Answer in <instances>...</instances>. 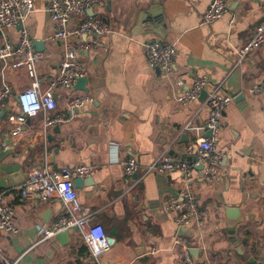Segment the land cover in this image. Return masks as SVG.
<instances>
[{"label":"crops","instance_id":"crops-1","mask_svg":"<svg viewBox=\"0 0 264 264\" xmlns=\"http://www.w3.org/2000/svg\"><path fill=\"white\" fill-rule=\"evenodd\" d=\"M209 3L104 0L99 13L114 31L105 39L107 50L81 53L85 89L72 85L56 91L55 109L27 117L15 137L8 117L20 113L16 95L29 88L31 78L23 67L0 64V88L6 84L10 89L0 106V194L18 226L16 233L0 231V261L77 264L88 254L75 227L64 230L61 239L54 235L36 243L38 226H48L63 214L65 202L60 197L23 199L20 184L15 186L4 171L15 163L24 167V177L28 170L45 166L90 167V174L74 187L111 244L96 264H187L176 238L190 245L192 264H221L226 255L237 263L264 258V91H250L264 77V45L241 58L237 53L263 20L264 0H227L225 13L202 25ZM45 5V0H36L22 26L34 50L43 54L37 72L48 79L62 47L51 38L53 24ZM20 29L8 28L5 34L16 40ZM154 40L176 49L167 73L145 58L143 45ZM200 76L208 80L203 89L207 94L219 88L232 98L216 146L223 154L220 168L210 180L203 179L204 167L195 163V149L185 150L205 133L206 97L186 105L176 101ZM81 93L92 101L70 110L67 98ZM55 116L62 120L46 126L45 119ZM130 157L138 168L126 175L122 162ZM163 158L189 164V176L180 170L146 173ZM184 186L195 194L200 226H178L173 212L163 208V201ZM152 246L158 252L150 254Z\"/></svg>","mask_w":264,"mask_h":264},{"label":"built area","instance_id":"built-area-1","mask_svg":"<svg viewBox=\"0 0 264 264\" xmlns=\"http://www.w3.org/2000/svg\"><path fill=\"white\" fill-rule=\"evenodd\" d=\"M36 0H0V64L3 67H23L31 78L28 89L16 95V102L20 113L10 115L13 123L12 136H18L23 129L27 117L38 112H50L56 107L55 94L61 89H70L76 80L85 76V65L81 60V53L97 49L107 50L106 38L114 31L102 20L99 8L104 0H45V11L49 14L53 24L51 38L60 42L62 47L61 60L54 74L46 79L37 72V63L43 54L34 50L33 39L29 31L22 26L27 16L34 10ZM227 0H210L208 8L202 14L200 23L210 24L220 18L226 11ZM21 27L19 37L12 40L5 34L8 28ZM264 45V18L255 27L252 35L237 50L239 57H243ZM147 63L157 66L163 72H169L176 56L173 44L162 40L144 43ZM45 79L47 80L44 85ZM206 76L196 78L189 89L177 95L176 101L186 105L197 100L201 90L207 86ZM181 84L182 81L178 80ZM250 91L253 93L264 91V77L255 84ZM10 94L9 87L4 84L0 88V106H3ZM232 98L221 92L219 88L210 91L205 98L208 115L203 129L210 130V136L198 137L193 144L186 147L187 152L195 149L196 164L204 167L203 179L214 178L220 168L223 156L216 146L221 128V118L226 106ZM92 101L89 94H72L67 98L70 110L79 108ZM62 120L59 116L45 119V125H53ZM123 172L132 175L137 171L134 157L122 162ZM180 170L189 176L190 165L182 161H172L168 158L160 159L149 165L145 171L156 173H170ZM90 174V167L80 164L73 167L54 169L49 166L33 168L26 172L24 181L18 190L23 199L38 198L45 202L53 197H60L65 202V211L48 226H38L36 243H42L57 233L75 227L84 241L88 254L77 264H96L99 259L109 252L111 244L102 225L92 220V212L83 206L79 200L73 180ZM163 208L174 214L178 226L201 225V212L198 210L195 194L184 186L177 195H170L163 201ZM0 231L6 233L18 232V226L13 219L11 206L0 194ZM174 244L181 245L182 253L187 264H192L189 255L190 245L180 238ZM158 252L152 246L149 253ZM0 264H16L15 261L2 260ZM221 264H264V258L254 262L237 263L230 255H226Z\"/></svg>","mask_w":264,"mask_h":264},{"label":"water","instance_id":"water-1","mask_svg":"<svg viewBox=\"0 0 264 264\" xmlns=\"http://www.w3.org/2000/svg\"><path fill=\"white\" fill-rule=\"evenodd\" d=\"M161 19V18H160ZM85 85H86V77H80L76 80L75 84H74V88H81V89H85ZM207 95V92L205 90H201L200 94H199V97L200 99L202 98H205ZM211 132L210 130H207L205 131V133L203 134L204 137L206 136H210ZM198 168H202L203 164L202 163H199L198 164ZM23 169L24 167L21 166L20 164L18 163H15V164H9L6 166V168L4 169V171L7 173V174H10L11 177H12V182L13 184L16 186V185H19V184H22L23 181H24V176H23ZM83 181V178L81 177H77L73 180V183L75 186H79V184ZM86 181H90V179H87ZM228 210H231L230 212H234L236 213V209L233 210V208H228ZM227 210V211H228ZM184 228L181 227L180 230H183ZM67 231H62L60 233H57L55 235V238L58 240V239H61L65 236V233ZM183 234H187V233H184ZM62 242V241H60Z\"/></svg>","mask_w":264,"mask_h":264}]
</instances>
